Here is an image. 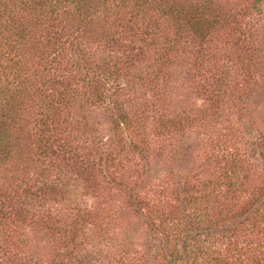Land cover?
Segmentation results:
<instances>
[{
  "label": "trees",
  "instance_id": "obj_1",
  "mask_svg": "<svg viewBox=\"0 0 264 264\" xmlns=\"http://www.w3.org/2000/svg\"><path fill=\"white\" fill-rule=\"evenodd\" d=\"M262 7L264 0H0V264L103 261L90 247L108 235L114 212L82 209L65 181L71 171L98 195L102 169L119 178L124 167L94 135L90 107L108 114L120 144L147 150L148 117L156 137L188 136L185 123L210 133L223 117L226 139L256 124L249 97L264 93L254 29ZM191 70L206 106L176 121L169 94ZM236 144L219 150L215 178L184 182L196 229L177 208L151 209L173 264H264V179ZM41 238L52 244L49 256L35 246Z\"/></svg>",
  "mask_w": 264,
  "mask_h": 264
},
{
  "label": "rangeland",
  "instance_id": "obj_2",
  "mask_svg": "<svg viewBox=\"0 0 264 264\" xmlns=\"http://www.w3.org/2000/svg\"><path fill=\"white\" fill-rule=\"evenodd\" d=\"M261 10L260 15L255 16L254 29L258 45L264 50V7ZM194 79L191 70L178 75L174 80L168 109L176 121L184 115H200L206 106L201 87ZM249 104L256 117V124L247 123L241 128V136L238 133L227 139L224 134L229 133V129L224 117L211 128L210 133H205L201 127L191 131L185 123L183 133L188 135L185 137L179 132L156 137L151 126L152 120L148 117V150L140 142L134 146L123 139L120 144L108 114L100 107L89 108L88 121L96 130L94 135L105 144V152L118 157L124 165L119 178L116 175L110 178L102 164V186L98 195L88 188L87 182L80 176L71 171L65 175V181L79 207L98 211L102 215L109 209L114 212V218L109 222L108 235L98 237L90 247L93 255L103 258V261L99 259L100 264H116L115 260L123 264H134L138 260L145 264H173L174 259L169 254L159 219L154 217L151 209L160 207L169 211L177 208L191 229H196L192 209L184 199V182L197 183L205 177L215 178L220 171L219 157L216 156L230 142L237 143L242 154L253 165L255 175L264 179V93H252ZM147 106L151 108V101ZM122 146L123 150L116 155ZM210 153L212 157L206 161ZM42 238L35 242V246L41 255L49 256L53 251L52 244ZM93 262L99 263L95 260Z\"/></svg>",
  "mask_w": 264,
  "mask_h": 264
}]
</instances>
